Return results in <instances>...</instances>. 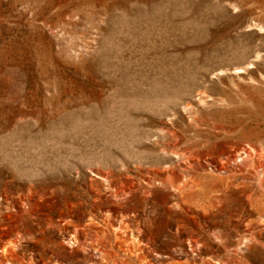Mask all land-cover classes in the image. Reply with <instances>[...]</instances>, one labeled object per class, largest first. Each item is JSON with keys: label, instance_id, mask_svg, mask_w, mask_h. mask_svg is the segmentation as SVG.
Returning a JSON list of instances; mask_svg holds the SVG:
<instances>
[{"label": "rangeland", "instance_id": "rangeland-1", "mask_svg": "<svg viewBox=\"0 0 264 264\" xmlns=\"http://www.w3.org/2000/svg\"><path fill=\"white\" fill-rule=\"evenodd\" d=\"M0 264H264V0H0Z\"/></svg>", "mask_w": 264, "mask_h": 264}]
</instances>
